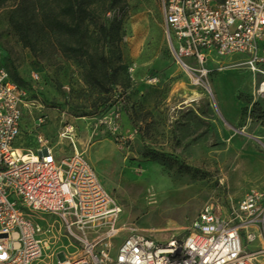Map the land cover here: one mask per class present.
Listing matches in <instances>:
<instances>
[{
  "label": "rangeland",
  "instance_id": "1",
  "mask_svg": "<svg viewBox=\"0 0 264 264\" xmlns=\"http://www.w3.org/2000/svg\"><path fill=\"white\" fill-rule=\"evenodd\" d=\"M164 1L122 3L124 64L120 92L109 99L89 93L74 62L36 54L21 42L9 22L16 0L0 6V64L11 76L17 73L27 90L20 144L35 147L34 134L42 132L64 157L72 148L59 140V128L62 121L74 123L79 150L122 207L121 235L134 226L161 240L183 234L210 201L237 203L247 193L264 194V120L251 116L254 103L264 107V75L253 73L241 54L209 57L205 76L188 62L197 75L189 72L170 52ZM39 221L50 249L32 264L82 255L84 244L59 216L43 213ZM244 242L253 249L254 243Z\"/></svg>",
  "mask_w": 264,
  "mask_h": 264
},
{
  "label": "built area",
  "instance_id": "2",
  "mask_svg": "<svg viewBox=\"0 0 264 264\" xmlns=\"http://www.w3.org/2000/svg\"><path fill=\"white\" fill-rule=\"evenodd\" d=\"M164 18L170 52L194 75L188 62L205 76L214 54L244 55L248 68L264 75V0H165ZM32 78L39 81L40 71ZM26 94L0 64V264L45 257L50 245L39 221L43 213L59 216L84 244L80 257L58 264H261L244 242L264 231V194L257 192L237 203H206L183 234L166 240L134 226L121 235L122 207L79 150L74 123L62 121L59 128V140L72 148L64 157L42 132L34 134L35 147L20 144ZM45 121L40 118L38 126Z\"/></svg>",
  "mask_w": 264,
  "mask_h": 264
},
{
  "label": "trees",
  "instance_id": "3",
  "mask_svg": "<svg viewBox=\"0 0 264 264\" xmlns=\"http://www.w3.org/2000/svg\"><path fill=\"white\" fill-rule=\"evenodd\" d=\"M8 0H0V6ZM125 0H16L9 22L21 42L34 53L61 55L82 70L89 93L111 98L121 82L123 67V17ZM118 14L112 16L113 12ZM13 79L22 87L17 74ZM122 97V96H121ZM123 110L130 123L136 120L127 104ZM247 112V107L244 109ZM94 109L90 115H94ZM251 116L264 120V107L253 105Z\"/></svg>",
  "mask_w": 264,
  "mask_h": 264
},
{
  "label": "crops",
  "instance_id": "4",
  "mask_svg": "<svg viewBox=\"0 0 264 264\" xmlns=\"http://www.w3.org/2000/svg\"><path fill=\"white\" fill-rule=\"evenodd\" d=\"M254 243L253 249L250 251L257 253V259L261 264H264V231H262L258 237L252 242Z\"/></svg>",
  "mask_w": 264,
  "mask_h": 264
},
{
  "label": "bare ground",
  "instance_id": "5",
  "mask_svg": "<svg viewBox=\"0 0 264 264\" xmlns=\"http://www.w3.org/2000/svg\"><path fill=\"white\" fill-rule=\"evenodd\" d=\"M198 81H199V80L197 79V81H196L195 83H198ZM263 85H264V84H262V86H263Z\"/></svg>",
  "mask_w": 264,
  "mask_h": 264
}]
</instances>
